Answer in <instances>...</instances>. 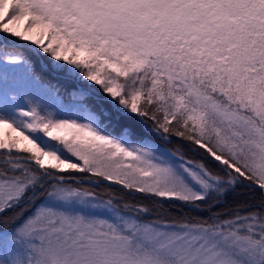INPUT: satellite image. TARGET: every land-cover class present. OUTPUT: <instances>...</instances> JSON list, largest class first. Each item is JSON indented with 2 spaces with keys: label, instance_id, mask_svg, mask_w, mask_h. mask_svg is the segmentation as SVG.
<instances>
[{
  "label": "snow or ice",
  "instance_id": "6c2138e0",
  "mask_svg": "<svg viewBox=\"0 0 264 264\" xmlns=\"http://www.w3.org/2000/svg\"><path fill=\"white\" fill-rule=\"evenodd\" d=\"M56 77L99 87L150 138L105 133ZM13 226L0 251H31L12 264H264V0H0Z\"/></svg>",
  "mask_w": 264,
  "mask_h": 264
},
{
  "label": "trees",
  "instance_id": "16d2710c",
  "mask_svg": "<svg viewBox=\"0 0 264 264\" xmlns=\"http://www.w3.org/2000/svg\"><path fill=\"white\" fill-rule=\"evenodd\" d=\"M25 48H28L27 42H23ZM37 64L41 62L40 58L31 53ZM54 83L59 89V95L65 103H68L71 99L70 93L74 86L83 88V102L89 105L92 111L99 117V124L101 130L105 133L112 134L119 138L122 134L130 135L134 140L141 141L143 139L150 138L148 131L145 129L143 123L135 116L127 113L122 109L115 101L107 97L99 87L91 85L88 81L82 77L79 79H66L63 77L54 78ZM179 142L175 139L172 144L166 145L168 148L178 147ZM189 155H192L189 153ZM198 158V157H194ZM109 186L101 184L97 191L103 192L107 190ZM112 190L119 192L118 186H111ZM131 199V197H128ZM14 227V226H13ZM2 229V228H1Z\"/></svg>",
  "mask_w": 264,
  "mask_h": 264
},
{
  "label": "rangeland",
  "instance_id": "374dc122",
  "mask_svg": "<svg viewBox=\"0 0 264 264\" xmlns=\"http://www.w3.org/2000/svg\"><path fill=\"white\" fill-rule=\"evenodd\" d=\"M75 87L79 86H74V88ZM74 88L72 91H75ZM79 88L83 90L82 87ZM14 228L15 226L10 229L0 228V230L5 231L6 234L10 235L14 233ZM30 251L31 249L29 248L28 242L24 240H20L19 242H11L6 240L3 250L0 251V264H12V261L17 257H19L21 260H27Z\"/></svg>",
  "mask_w": 264,
  "mask_h": 264
},
{
  "label": "water",
  "instance_id": "95a60500",
  "mask_svg": "<svg viewBox=\"0 0 264 264\" xmlns=\"http://www.w3.org/2000/svg\"><path fill=\"white\" fill-rule=\"evenodd\" d=\"M74 90H75V91H81L82 89L79 88V87H75ZM82 92H83V90H82Z\"/></svg>",
  "mask_w": 264,
  "mask_h": 264
}]
</instances>
